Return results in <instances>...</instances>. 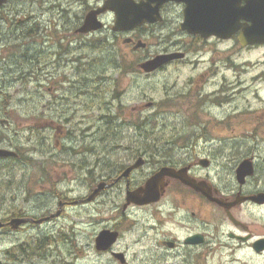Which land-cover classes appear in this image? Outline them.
<instances>
[{
    "label": "flooded vegetation",
    "instance_id": "flooded-vegetation-1",
    "mask_svg": "<svg viewBox=\"0 0 264 264\" xmlns=\"http://www.w3.org/2000/svg\"><path fill=\"white\" fill-rule=\"evenodd\" d=\"M107 1L7 0L0 4V61L6 55L1 49L12 41L13 27L20 31L17 36L20 44L31 45L40 41L45 30L57 28L59 16V25L67 40H76L82 48L109 49L118 55H122L121 50L126 48L130 56L119 57L116 67L128 64L126 73L134 72L151 79L171 73V70H185L187 78L182 83L178 79L169 81L164 85L160 99L146 101L144 106L148 113L145 117L150 126L155 122L161 127L194 129L195 132L140 138L144 142H139L136 136L107 137L100 145L96 144L98 149L90 154L85 145L81 149L75 147V150L72 147V156L85 154L96 158L93 168L87 167L88 174H95L96 181L90 182L87 176L85 195L74 201L63 198L58 202V209H48L40 217L25 211L26 201L21 200L18 186H5L0 200V264H40L42 261L75 264L73 257L78 258V253L82 252L74 248L75 238L78 240L75 228L69 235L63 232V228L59 233L56 223L49 226L72 204L81 207L82 213L76 218L81 223L96 216L105 223L107 216L110 217L102 229L118 232L117 241L107 250L97 249L94 242V252L106 258L108 263L264 264V119L261 117L263 124L256 122V127L249 122L252 129L247 125L237 133L232 125L233 119L249 114L243 109L238 112L225 109V103L231 102L229 98L244 91L241 83L232 82L234 63L231 50L250 53L264 48V44L244 46L239 40L240 31L224 38L183 30L186 4L172 0L162 3L158 14H146L159 17L155 22L146 20L131 28L118 29L119 11L108 8L97 14V24L102 23V27L80 32L86 17L102 9ZM122 2L136 9L139 5H145L147 9L149 6L150 10L156 6L152 0ZM41 6L45 12L43 20ZM57 32L52 33L55 40ZM224 44H229L231 50L223 49ZM171 53H184V56L171 59L149 72L142 68L147 60ZM243 64L259 66L260 71L253 80L264 81V52L257 62L248 59ZM28 75L32 79L36 73L29 72ZM218 78H222L220 85L212 90L205 88L206 81ZM256 93L260 95L259 90ZM143 110L137 101L120 102L116 106V118H120L124 126L137 127L136 112ZM212 125L220 130L231 129V132L229 135L214 132L208 136L213 130ZM255 129L257 131L252 132ZM0 147L18 153L17 157H5L7 161L20 160L25 153L22 146L12 141L3 143L0 140ZM140 158L143 159L142 165L134 167ZM164 167L174 169L182 178L164 176L157 201L146 205L128 201L129 192L144 187ZM100 184H103L101 191L92 201L89 200ZM52 192L59 198L55 189ZM90 204L95 205V212H89ZM139 212H145L149 219L148 231L155 236L158 246L149 252L144 250L138 254L136 251L131 257L130 249H123L120 244L124 235L135 227L133 217ZM57 246L64 248L58 249ZM57 253L62 256L61 260H58Z\"/></svg>",
    "mask_w": 264,
    "mask_h": 264
},
{
    "label": "rangeland",
    "instance_id": "rangeland-1",
    "mask_svg": "<svg viewBox=\"0 0 264 264\" xmlns=\"http://www.w3.org/2000/svg\"><path fill=\"white\" fill-rule=\"evenodd\" d=\"M42 8L43 20L45 12ZM57 18V28L42 32L39 42L26 45L29 48L20 44L17 37L20 31L13 27L12 41L8 47L1 49L5 50L2 54L6 52V55L0 61V140L22 146L25 153L16 162L0 161V200L5 186H18L21 200L26 201L25 211L38 217L48 209H58V202L63 198L74 201L85 195L87 176L90 182L96 181L95 174H88L87 171V167L93 168L92 163L96 164V158L86 157L85 154L72 156V147L75 150V147L81 149L85 145L90 154L91 151L96 152V144L100 145L101 140L107 137L136 136L139 142H144L140 138L180 136V133L189 135L195 132L194 129L165 128L155 122L150 126L145 117L148 113L144 106L146 101L150 98L160 99L162 89L169 81L178 79L182 83L187 78L185 70H171V73L159 74L151 79L134 72L126 73L128 64H120V68H116L119 57L130 56L126 48L121 50L122 55L112 53L109 49L82 48L76 40H67L59 25V16ZM55 30L58 31L56 40L52 34ZM221 47L231 50L229 44ZM263 52L264 48L250 53L233 48L230 53L234 63L232 82L241 83L244 91L229 98L231 102L225 103V109L229 112L243 109L249 114L233 119L232 125L237 133L247 125L252 129L249 122H253L255 127L256 122L263 124L260 119H264V81L253 80L260 68L243 64L248 59L257 62ZM113 60L117 61L112 63ZM29 72H35L36 75L30 79ZM226 74L229 76L230 72ZM221 81L222 78L206 81L205 88L212 90ZM256 90H259L260 95ZM130 101H137L138 107L144 109L136 112L137 127L124 126L121 119L116 118V106L120 102L128 104ZM1 105H6V109ZM2 120H8L9 124H2ZM212 127L208 136L214 132L227 135L231 132V129ZM138 146H141L140 143ZM54 189L59 198L52 192ZM88 208L90 213L95 212L94 204ZM81 213V207L72 204L61 218L49 226L56 223L59 233H62L63 228V232L69 235L75 228L78 240L75 238L74 248L82 251L78 253V258L73 257L75 264H114L106 262V258L94 252L96 236L108 224L110 217L107 216L105 223L97 216L95 219L90 218L87 223H81L76 219ZM134 216L136 225L133 227V224V230L124 235L120 244L121 248L130 249L131 257L136 251L138 254L144 253V250L149 252L158 246L155 236L148 231L149 219L145 212ZM61 257L57 253L58 260ZM40 264L50 263L42 261ZM132 264L139 263L136 261Z\"/></svg>",
    "mask_w": 264,
    "mask_h": 264
},
{
    "label": "water",
    "instance_id": "water-1",
    "mask_svg": "<svg viewBox=\"0 0 264 264\" xmlns=\"http://www.w3.org/2000/svg\"><path fill=\"white\" fill-rule=\"evenodd\" d=\"M7 0H0V4H4ZM171 0H152L156 6L151 9L145 5L132 8L129 4H125L122 0H108L102 9L90 13L85 23L80 27L79 31L83 33L90 32L102 27V23L97 24V14L108 8L117 9L116 28L127 29L136 25H140L146 20L157 21L159 17L146 15L148 13H159V7L162 3ZM184 2L186 8L184 11L185 20L181 25L183 30L191 33H200L203 36L217 35L219 37L229 38L240 31L239 40L245 45L263 44L264 43V0H172ZM122 5H120V4ZM184 53H171L158 55L151 60L143 63L142 68L149 72L160 65H163L171 59L182 57ZM18 156L13 150L0 147V158ZM143 163L140 158L134 167H139ZM130 169L126 172L128 173ZM182 176L174 169L164 167L153 178L149 179L146 185L138 190L128 193V201L135 202L140 205L157 201L160 198V181L164 176ZM184 179V178H183ZM191 185H195L189 180H185ZM103 188L100 184L90 196L89 200H93ZM119 233L110 229L102 230L96 238V248L99 250H107L113 243L117 241ZM122 256L121 253L118 254Z\"/></svg>",
    "mask_w": 264,
    "mask_h": 264
},
{
    "label": "trees",
    "instance_id": "trees-1",
    "mask_svg": "<svg viewBox=\"0 0 264 264\" xmlns=\"http://www.w3.org/2000/svg\"><path fill=\"white\" fill-rule=\"evenodd\" d=\"M20 60H21V59H19V61H20ZM117 65H118V63H117ZM1 106H2L4 109H6V108H5L6 105H1ZM140 145H141V144H140ZM2 160H3V161H7V160H4V159H0V161H2ZM10 161H14V162H16V161H19V160H10Z\"/></svg>",
    "mask_w": 264,
    "mask_h": 264
}]
</instances>
